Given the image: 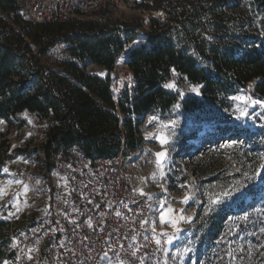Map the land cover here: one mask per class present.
Instances as JSON below:
<instances>
[{"label":"trees","instance_id":"obj_1","mask_svg":"<svg viewBox=\"0 0 264 264\" xmlns=\"http://www.w3.org/2000/svg\"><path fill=\"white\" fill-rule=\"evenodd\" d=\"M240 3L143 0L141 5L162 9L166 18H156L147 41L135 43L141 34L138 22L36 23L19 13L16 0H0V120L19 129L27 125L24 113L48 120V139L36 150L48 176L59 158L76 160L78 154L96 161L115 157L122 149L125 155L139 149L143 116L166 114L179 102L176 89L165 87L176 76L202 86L201 97L181 101L194 113L224 107L230 95L245 89L264 97V0H246L251 15L235 10ZM61 44L66 46L58 52L55 68L52 61ZM126 51L135 82L117 105L110 72ZM89 64L103 66L108 73H90ZM228 132V126L218 125L217 135ZM24 151L11 150L9 139L0 137V178L6 164ZM250 194V202L234 205L229 212L248 213L252 238L264 242V180ZM0 228L8 230L9 223L0 222ZM260 250L263 259L264 244ZM12 256L10 239L0 241V264Z\"/></svg>","mask_w":264,"mask_h":264},{"label":"rangeland","instance_id":"obj_2","mask_svg":"<svg viewBox=\"0 0 264 264\" xmlns=\"http://www.w3.org/2000/svg\"><path fill=\"white\" fill-rule=\"evenodd\" d=\"M142 1L125 0L123 9L100 13L98 21L138 22L139 39L147 41L156 9L141 5ZM235 10L251 15L246 0ZM19 13L28 19L22 7ZM14 16L11 13V19ZM60 50L56 49L52 61L55 68ZM87 71L103 75L106 68L89 64ZM110 73L113 78L115 72ZM167 84L179 93V102L166 114L143 116V145L128 155L133 161L129 173L136 195L159 209V264H264V257L260 259L264 242L252 238L255 233L249 229L248 213L229 212L234 205L250 202V190L264 180V97L245 89L230 95L224 107L194 113L185 110L181 101L201 97L202 86L177 76ZM22 117L27 120L22 129L0 120V137L9 139L11 150L25 149L6 164L0 178V222L9 223L8 230L0 228V241L10 239L11 226L14 230L25 227L38 213L47 211L49 198L61 182L56 169L45 176L43 162L36 157L48 120L39 121L30 113ZM218 125L228 126L229 132L217 135ZM235 131L242 134L232 136ZM39 178H43L41 185Z\"/></svg>","mask_w":264,"mask_h":264},{"label":"built area","instance_id":"obj_3","mask_svg":"<svg viewBox=\"0 0 264 264\" xmlns=\"http://www.w3.org/2000/svg\"><path fill=\"white\" fill-rule=\"evenodd\" d=\"M16 1L26 17L36 23L100 20V13L126 6L125 0ZM153 17L165 20L166 13L156 9ZM145 41L141 38L135 43ZM127 54L126 51L117 57L113 69L111 88L117 105L131 93L135 82ZM47 139L46 136L42 144ZM128 155L122 149L115 157L96 161L78 154L76 160L59 158L55 169L61 182L49 198V209L38 213L25 227L16 230L11 227L13 256L6 261L9 264H159V209L136 195L129 173L133 161ZM38 184H43V178H39Z\"/></svg>","mask_w":264,"mask_h":264},{"label":"snow or ice","instance_id":"obj_4","mask_svg":"<svg viewBox=\"0 0 264 264\" xmlns=\"http://www.w3.org/2000/svg\"><path fill=\"white\" fill-rule=\"evenodd\" d=\"M169 86H171V85H165V87H169ZM198 89H193V91H197ZM242 115H246V113H242ZM158 156H163L164 154L163 153H158L157 154ZM225 195H227V193H225ZM173 223V226L175 227V222L173 221L172 222ZM177 230H179V229H177ZM157 243H159V240L157 241Z\"/></svg>","mask_w":264,"mask_h":264},{"label":"crops","instance_id":"obj_5","mask_svg":"<svg viewBox=\"0 0 264 264\" xmlns=\"http://www.w3.org/2000/svg\"><path fill=\"white\" fill-rule=\"evenodd\" d=\"M99 66V65H98ZM99 67H101V68H105V67H103V66H99ZM108 73V70L106 69V72L103 74L104 76L106 75ZM99 75H102V74H99ZM102 75V76H103Z\"/></svg>","mask_w":264,"mask_h":264}]
</instances>
